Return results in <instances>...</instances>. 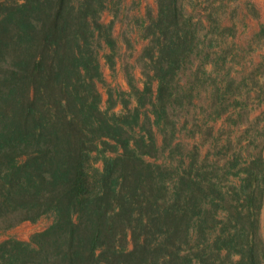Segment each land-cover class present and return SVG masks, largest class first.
<instances>
[{
    "label": "trees",
    "instance_id": "16d2710c",
    "mask_svg": "<svg viewBox=\"0 0 264 264\" xmlns=\"http://www.w3.org/2000/svg\"><path fill=\"white\" fill-rule=\"evenodd\" d=\"M106 2L0 0V229L52 217L30 240L2 241L0 264H264V62L246 94L227 95L233 80L215 87L224 95L208 119L242 118L254 91L262 128L246 145L216 136L224 154L210 159L178 140L172 118L199 44L194 17L181 0H157L141 36L142 87L129 75L122 108L111 90L102 108L97 45L113 70L116 48ZM167 150L170 163L147 159Z\"/></svg>",
    "mask_w": 264,
    "mask_h": 264
},
{
    "label": "rangeland",
    "instance_id": "374dc122",
    "mask_svg": "<svg viewBox=\"0 0 264 264\" xmlns=\"http://www.w3.org/2000/svg\"><path fill=\"white\" fill-rule=\"evenodd\" d=\"M181 2L187 14L194 17L199 44L180 73L177 90L180 91L181 98L175 104L172 118L177 121V127L180 129L177 133L178 140L184 141L188 148L198 144L203 155L207 154L210 159H217L223 156L224 151L216 154L217 150L213 149L212 142L216 136H221L222 143L225 136L231 133L233 140L237 136L242 137L243 145H246L248 141L246 136H251L249 137L251 139L257 135L259 128H262L255 119L260 109L258 107L254 109L255 101L252 99L254 91L249 94V98L244 95L249 102L248 108L243 110L242 118L235 112L229 114L225 109L221 118L213 120L208 117L215 114V106L220 102L216 97L218 93L224 95L221 92L217 93L215 90L217 85L224 86L228 80H233L235 83L230 90L232 92L227 95L230 96L233 91L246 94L252 86L254 70L259 63L264 62V35L257 37L264 25V0H181ZM157 14V0H107L106 8L101 13V21L113 22L116 48L113 55L115 62L113 70L105 57V54L110 52L109 47L105 44L97 45L103 70V79L97 82L102 94V108L109 105V90L113 95L112 101H115L114 109L122 108L118 98L119 91L129 89V75L134 77L135 84L142 87L140 55L148 43V40L141 37L143 26L149 21L150 16ZM211 39L218 43L209 48ZM200 50H203L201 55L197 54ZM205 51L218 52L223 57L216 65H212L211 61L205 59ZM212 57V61L218 59L217 54ZM204 59L205 64L199 69L201 66L199 64ZM156 86L154 82V89ZM228 115H232L231 120L226 119ZM154 129L156 130L155 127ZM192 131L196 132L195 135ZM156 133L158 143L162 145L163 134ZM257 145L263 150L264 155V140L258 141ZM255 147L256 145H250V149ZM147 159L168 163L171 161L168 150L160 153L158 157L147 156ZM260 218L261 231L264 235L262 216ZM51 223L52 217L42 216L35 221L24 220L13 227L0 229V243L9 238L30 240L35 233L45 230Z\"/></svg>",
    "mask_w": 264,
    "mask_h": 264
},
{
    "label": "crops",
    "instance_id": "0c3cea01",
    "mask_svg": "<svg viewBox=\"0 0 264 264\" xmlns=\"http://www.w3.org/2000/svg\"><path fill=\"white\" fill-rule=\"evenodd\" d=\"M262 224H263V229H264V208H263V210H262Z\"/></svg>",
    "mask_w": 264,
    "mask_h": 264
}]
</instances>
